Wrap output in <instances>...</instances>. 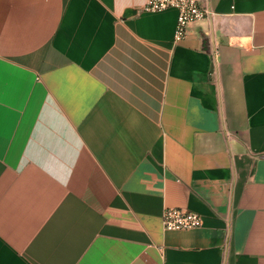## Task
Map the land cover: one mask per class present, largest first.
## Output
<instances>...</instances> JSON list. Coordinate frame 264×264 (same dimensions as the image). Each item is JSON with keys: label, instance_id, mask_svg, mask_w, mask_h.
<instances>
[{"label": "crops", "instance_id": "0c3cea01", "mask_svg": "<svg viewBox=\"0 0 264 264\" xmlns=\"http://www.w3.org/2000/svg\"><path fill=\"white\" fill-rule=\"evenodd\" d=\"M146 1L0 0V264H264V0Z\"/></svg>", "mask_w": 264, "mask_h": 264}, {"label": "built area", "instance_id": "2783aa9c", "mask_svg": "<svg viewBox=\"0 0 264 264\" xmlns=\"http://www.w3.org/2000/svg\"><path fill=\"white\" fill-rule=\"evenodd\" d=\"M171 8L178 11L176 42L186 38L191 25L213 16V11L209 7L201 5L200 0H147L143 6V10L146 12H162ZM211 52L215 56L216 48L214 47ZM162 220L165 229L169 231L191 230L202 226L200 215L180 208L166 209Z\"/></svg>", "mask_w": 264, "mask_h": 264}]
</instances>
